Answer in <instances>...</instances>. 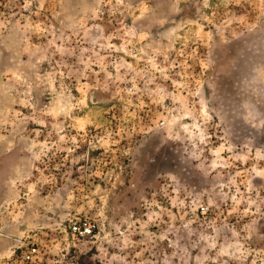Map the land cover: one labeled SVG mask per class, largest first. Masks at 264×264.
Returning <instances> with one entry per match:
<instances>
[{
    "label": "rangeland",
    "instance_id": "rangeland-1",
    "mask_svg": "<svg viewBox=\"0 0 264 264\" xmlns=\"http://www.w3.org/2000/svg\"><path fill=\"white\" fill-rule=\"evenodd\" d=\"M29 242L264 264V0H0V264Z\"/></svg>",
    "mask_w": 264,
    "mask_h": 264
},
{
    "label": "built area",
    "instance_id": "built-area-1",
    "mask_svg": "<svg viewBox=\"0 0 264 264\" xmlns=\"http://www.w3.org/2000/svg\"><path fill=\"white\" fill-rule=\"evenodd\" d=\"M69 231L78 241L86 240L94 235L95 223L90 217H75L69 222ZM48 258L47 249L38 242H29L18 247L4 264H44Z\"/></svg>",
    "mask_w": 264,
    "mask_h": 264
}]
</instances>
